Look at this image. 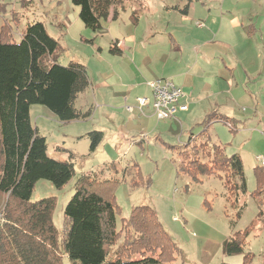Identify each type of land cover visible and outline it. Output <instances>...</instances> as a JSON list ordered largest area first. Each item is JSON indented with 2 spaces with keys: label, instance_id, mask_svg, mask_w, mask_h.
I'll use <instances>...</instances> for the list:
<instances>
[{
  "label": "rangeland",
  "instance_id": "rangeland-1",
  "mask_svg": "<svg viewBox=\"0 0 264 264\" xmlns=\"http://www.w3.org/2000/svg\"><path fill=\"white\" fill-rule=\"evenodd\" d=\"M27 1H32V6H24L25 9L24 0H0V4H6L5 12L0 11V28L6 23L11 24L13 38L19 42L28 24L43 22L49 34L61 45L59 63L64 66L71 62L84 65L90 81L89 87L76 100V108L81 113L90 112L85 118L64 123L43 105L36 104L31 107L33 124L47 139L48 155L60 161L72 160L75 166L74 177L62 188H57L49 180L38 181L32 201L56 197L54 223L61 230L64 210L75 193L78 179L83 175L104 170L102 179L121 180L115 191L120 208L118 227H121L122 218H129L134 207H152L179 250L174 264H244L247 254L252 256L251 264H264V214L259 216L261 210L264 212V192L258 198L253 196L257 188L254 168L260 165L257 156H264V98L255 118L243 120L235 131L220 121L213 123L208 131L212 138L211 144L222 145L228 156H241L246 192L231 193L226 186L224 173H220L221 177L199 175L200 181H194L189 175L178 171L182 158L177 150L167 146H180L188 141L190 134L199 135L204 129L201 122L204 120L203 112L206 107L203 105L200 110L198 107L197 111V106L191 103L188 111H177L175 118L157 122L148 121L138 110L127 111V105L136 104V97L150 96L149 90L144 87L138 91L122 90L123 83L139 81L133 75L134 70L128 68L132 54L129 50L121 55L110 52L116 39L131 46L130 38L144 31L148 16L136 28L129 16L122 12L118 21L104 22L103 28L92 31L80 19L79 7L73 4V0ZM189 1L179 0L178 3L186 4ZM250 1L254 3L253 14H260L264 9V0ZM197 5V13H192L186 20L193 29H196L200 19L206 17L198 13L199 10L207 12L209 3L201 6L198 2ZM14 12H21L18 13L19 20L16 22L13 20ZM56 16V21L67 24L66 29L62 30L56 23L50 24ZM155 16L159 19L168 17L164 12ZM261 19L257 28L258 33H262V38L260 35L258 37L264 54V29L260 31L263 26ZM165 41L169 45L168 35L157 33L152 43L156 46ZM191 50L193 47L188 46L183 66L188 67L196 60L189 55ZM140 58V54H135L138 66ZM202 67L205 68V65ZM161 72L162 77H168L170 73ZM129 89L132 88L128 87L127 90ZM126 96H130L127 102ZM242 106L248 108L246 115L252 116L248 104ZM92 131H102L105 135L95 151L90 148L91 137L88 135ZM205 154L202 153L203 160L208 159ZM112 162L120 167L139 164L143 182L150 180V185L133 187L131 183L136 180V170L131 169V174L125 177L122 174L116 175L107 169ZM248 229L243 253H225L224 242ZM140 257L137 255L135 258ZM64 262L70 264L67 257Z\"/></svg>",
  "mask_w": 264,
  "mask_h": 264
},
{
  "label": "trees",
  "instance_id": "trees-1",
  "mask_svg": "<svg viewBox=\"0 0 264 264\" xmlns=\"http://www.w3.org/2000/svg\"><path fill=\"white\" fill-rule=\"evenodd\" d=\"M131 1L73 0V4L79 7L85 27L98 31L112 10L113 18L118 19ZM31 2L26 0L23 6ZM5 9L6 4H0V11ZM13 14L16 22L18 13ZM131 17L137 22L135 13ZM60 52L59 41L43 22L28 24L19 42L13 38L11 24L0 28V264H65L66 257L70 264H174L179 250L152 207H134L118 227L120 208L115 191L121 180L102 179L104 170L78 179L65 207L61 230L54 223L56 197L32 201L38 181L49 180L62 188L74 177L75 166L72 160L60 161L48 155L47 139L33 124L31 107L43 105L64 123L90 115L76 108L79 95L90 85L87 69L74 62L61 65ZM110 52L122 54L117 43ZM215 120L232 122L213 112L201 122L204 129L198 136L190 135L185 144L167 147L177 150L182 158L178 171L194 181H200L199 175L221 177L224 173L231 193L246 192L241 157L228 156L222 145L211 144L208 131ZM88 135L95 151L104 133L92 131ZM107 169L123 177L134 169L136 180L131 185H150V180L143 182L137 163L120 167L112 162ZM254 172L257 188L253 196L258 198L264 192V169L255 167ZM263 214L261 210L259 216ZM248 234L249 229L227 239L224 252L243 253ZM137 255L141 257L135 258ZM251 260L247 254L244 264H251Z\"/></svg>",
  "mask_w": 264,
  "mask_h": 264
},
{
  "label": "crops",
  "instance_id": "crops-1",
  "mask_svg": "<svg viewBox=\"0 0 264 264\" xmlns=\"http://www.w3.org/2000/svg\"><path fill=\"white\" fill-rule=\"evenodd\" d=\"M178 1L133 0L128 4L127 10L123 13L129 16L136 28L142 24L146 16L148 17L144 31L130 38L131 46H126L124 41L116 39L115 43L122 50V54L127 50L131 51V64H128V68L134 70L133 75L136 79L139 78L135 83H123L122 90L138 91L144 87L145 90L148 88L150 96H143L151 97L152 91L147 83L158 78H168L188 93V97L182 101L183 104L188 105V109L180 110L181 112L188 111L191 103L197 106V111L198 107L200 110L204 105L206 107L203 112L204 119L209 114L217 112L228 117L234 129L243 120L254 119L264 98V54L258 37L260 35L262 38V33H258L257 28L264 9L260 14H253L254 3L250 0H190L186 4ZM228 1H230L229 5ZM198 2L201 6L209 3L208 11L199 10L198 13L206 17L205 20L200 19L196 29H193L194 27L186 20L192 13H197ZM30 6L32 2L27 7ZM160 12H164L168 17L159 19L155 15ZM133 13L138 16L137 22L131 17ZM119 18H113L112 10L106 22L118 21ZM55 19L57 20V16L50 22L51 25L56 23L58 24L56 26H61L62 30L67 28L66 23ZM261 24L263 26L260 27V31L264 29V18L261 19ZM157 33L168 35L169 45L165 41L163 44L158 43L153 46L152 41ZM188 46L193 47L189 55L194 56L196 60L186 67L182 63ZM135 54L141 55L139 66L136 64ZM202 65H205V68ZM161 71L165 74L168 73L167 71L170 73L168 77H162ZM128 87L132 89L127 90ZM128 97L130 96L125 97L126 102ZM138 97L134 99L135 103ZM243 104H248L252 116L246 115L245 111L248 108L245 109ZM141 115L150 122L159 121L151 106L145 107ZM218 121L215 120L213 123ZM190 135L193 138L198 136ZM209 136L211 137L210 134ZM257 160L259 161L258 156ZM257 167L264 169L261 162Z\"/></svg>",
  "mask_w": 264,
  "mask_h": 264
},
{
  "label": "built area",
  "instance_id": "built-area-1",
  "mask_svg": "<svg viewBox=\"0 0 264 264\" xmlns=\"http://www.w3.org/2000/svg\"><path fill=\"white\" fill-rule=\"evenodd\" d=\"M200 25H203L200 23ZM152 91L151 97H138L135 105H127L129 112L138 110L144 113V108L151 106L153 113L158 120L171 119L175 117V113L180 110H187L188 105L182 101L188 97V93L180 86H177L168 78H158L148 83ZM230 129H234L231 123H226ZM259 161L264 167V156H258ZM178 220L177 217L174 218Z\"/></svg>",
  "mask_w": 264,
  "mask_h": 264
}]
</instances>
